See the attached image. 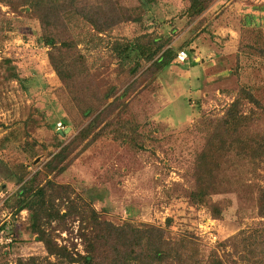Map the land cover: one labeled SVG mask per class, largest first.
<instances>
[{"label":"rangeland","instance_id":"1","mask_svg":"<svg viewBox=\"0 0 264 264\" xmlns=\"http://www.w3.org/2000/svg\"><path fill=\"white\" fill-rule=\"evenodd\" d=\"M113 1L137 20L95 33L72 19L57 35L69 44L53 47L41 42L44 29L27 7L0 2V161L13 172L21 166L34 187L54 182L51 205L64 215L47 230L73 257L83 253L86 223L79 213L84 219L91 207L99 220L116 226L149 224L186 237L199 264L211 252L224 264H255L250 242L264 236V217L257 211L264 156H216V189L207 198L217 204V218L206 204L191 203L188 192L210 121L223 115L242 88L257 100L240 101L249 118L247 133L264 143V0H210L196 15L187 10L188 0ZM157 39L175 52L184 50L186 59L147 67L139 57L133 72V61L117 54L126 40L150 48ZM131 55L136 60L139 54ZM110 88L114 95L126 90L123 109L106 119L113 134L82 148L83 142L74 144L58 163L63 170L46 172L43 163L101 108ZM21 184L0 178V264H52L29 229L27 210L15 212Z\"/></svg>","mask_w":264,"mask_h":264},{"label":"trees","instance_id":"2","mask_svg":"<svg viewBox=\"0 0 264 264\" xmlns=\"http://www.w3.org/2000/svg\"><path fill=\"white\" fill-rule=\"evenodd\" d=\"M209 1L188 0L187 10L192 15H196ZM0 2H5L12 8L15 4L27 7L38 18L44 29L40 36L41 42L50 47L56 43L69 44L66 39H59L57 35L61 30H68L67 22L70 23L72 19H80L89 24L95 33H103L121 21L137 20L128 14L126 8L118 6L113 0H0ZM131 41L126 40L117 49V54L133 61L132 66L128 68L129 71L134 69L135 72L140 67L139 57L148 62L147 67L165 66L175 57L176 52L168 45L167 40L157 39L154 41L156 46L150 48L135 40ZM135 51L139 54L136 60L135 55H131ZM190 51L191 48H187L188 54ZM8 75L18 79L12 70L8 71ZM110 91L111 88L103 93L102 102L99 103L101 108L93 114L95 109L90 112L89 115H92L87 122L43 163L42 167L46 172L63 170L64 164L58 165V163L63 161L74 144L83 142L82 148L100 136L113 134V130L109 128L111 120L106 119L114 109H123L124 102L121 97L126 90L124 88L116 95ZM110 97L111 100L106 102ZM241 99L257 104V100L249 91L240 89L239 97L229 102L223 115L213 120L214 122L210 121L211 129L193 164V187L188 192V199L196 205L206 204L214 218L219 217L220 211L217 204L209 201L207 197L216 189L213 180L216 156L219 154L222 156L230 151L241 153L248 161H256L264 156L263 141L247 133L249 118L240 110ZM89 110L88 107L84 108V114ZM61 132L56 130L55 135ZM25 176L21 166L18 172H13L10 166L0 161V178L12 184L22 182L14 200L15 212L21 209L27 210L29 229L43 243L47 256L53 258L52 264H188L187 259L199 264L195 260L196 253L194 258L189 253L187 247L189 240L186 237L169 236L164 228L149 224L134 226L124 222L122 227L116 226L106 220H99L98 214L91 207L87 209L88 214L84 219L81 212L79 213L80 222L86 223L84 226L86 232L84 230L81 233L84 241L83 253L77 252L73 257L66 246L55 243L47 230L51 221L64 215L59 213L58 205L54 208L51 205L57 198L49 194L52 192L54 182L47 179L44 185L34 187L31 178L24 180ZM257 211L260 217H264V189H260L257 196ZM262 231L264 233V228ZM255 237L257 239L253 238V242H250L251 251L255 256L253 262L264 264V236L258 238L257 234ZM205 264L224 263L216 253L211 252Z\"/></svg>","mask_w":264,"mask_h":264},{"label":"built area","instance_id":"3","mask_svg":"<svg viewBox=\"0 0 264 264\" xmlns=\"http://www.w3.org/2000/svg\"><path fill=\"white\" fill-rule=\"evenodd\" d=\"M186 59V53L184 50H178L176 53H175V57H174V61H176L177 63H182L184 60ZM19 213H24L25 214V210L24 209H21L19 210ZM4 241L9 242L10 241V238L8 237H4Z\"/></svg>","mask_w":264,"mask_h":264}]
</instances>
